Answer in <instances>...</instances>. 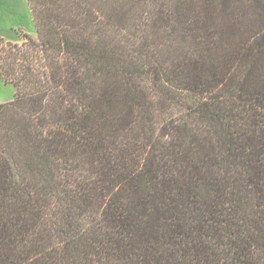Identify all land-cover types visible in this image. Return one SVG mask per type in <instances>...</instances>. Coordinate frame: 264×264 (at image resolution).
I'll list each match as a JSON object with an SVG mask.
<instances>
[{
  "label": "trees",
  "instance_id": "16d2710c",
  "mask_svg": "<svg viewBox=\"0 0 264 264\" xmlns=\"http://www.w3.org/2000/svg\"><path fill=\"white\" fill-rule=\"evenodd\" d=\"M27 1L0 264H264V0Z\"/></svg>",
  "mask_w": 264,
  "mask_h": 264
},
{
  "label": "rangeland",
  "instance_id": "374dc122",
  "mask_svg": "<svg viewBox=\"0 0 264 264\" xmlns=\"http://www.w3.org/2000/svg\"><path fill=\"white\" fill-rule=\"evenodd\" d=\"M19 30L36 36V27L27 0H0V35L7 40L23 41ZM14 97V88L0 79V103L7 102Z\"/></svg>",
  "mask_w": 264,
  "mask_h": 264
},
{
  "label": "crops",
  "instance_id": "0c3cea01",
  "mask_svg": "<svg viewBox=\"0 0 264 264\" xmlns=\"http://www.w3.org/2000/svg\"><path fill=\"white\" fill-rule=\"evenodd\" d=\"M18 42H20V40H18Z\"/></svg>",
  "mask_w": 264,
  "mask_h": 264
}]
</instances>
